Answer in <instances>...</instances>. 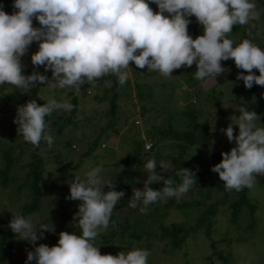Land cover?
I'll return each instance as SVG.
<instances>
[{"label":"clouds","instance_id":"1","mask_svg":"<svg viewBox=\"0 0 264 264\" xmlns=\"http://www.w3.org/2000/svg\"><path fill=\"white\" fill-rule=\"evenodd\" d=\"M151 3L158 11H153L149 0H13L12 7L18 11L12 14L0 5V86L11 84L28 91L49 84L53 89L72 88L78 96L85 82L94 87L110 74L117 77L119 85H124L133 70L130 62L164 77L195 64L197 80L215 81V77L231 71L221 64L229 59L244 70L237 74V80H242L246 89L254 84L264 86V50L250 39L234 46V40L228 38L234 26L258 19L253 0H151ZM192 16L203 26V34L195 39L188 31ZM34 19L39 27L33 26ZM248 35H253L251 30ZM33 42L38 44V50L31 55L34 70L24 75L26 65L22 57ZM41 66L45 73L51 71V78L35 70ZM73 108V104L56 99L43 105L32 99L18 106L13 122L25 142L38 147L44 140L50 148L54 139L46 131L49 125L45 117ZM239 111L238 134L234 135L231 124L222 129L228 141L235 142V147L222 152L221 161L211 168L229 191L252 189L256 176L264 175V126H257L260 116L254 110L241 107ZM170 167L161 161L157 172L156 160H148L144 168L149 175L142 189L133 188L129 207L136 208L137 202H142L140 212L146 213L150 204L164 198H179L197 183L192 170L181 168L176 175L182 183L175 185L172 178L161 174ZM102 171V165L94 167L85 174V179L75 177L69 184L67 198L81 202L73 216L74 221L78 218L81 235L61 232L57 245L35 246L36 241L44 238V232L49 231L48 227L37 228L31 217L14 215L8 227L34 246L25 264L32 261L35 264H148L151 255L148 250L133 248L127 253L102 255L94 245L99 230L109 227L114 208L125 196L123 191L115 190V184L101 180ZM161 181L163 188L150 187Z\"/></svg>","mask_w":264,"mask_h":264},{"label":"trees","instance_id":"2","mask_svg":"<svg viewBox=\"0 0 264 264\" xmlns=\"http://www.w3.org/2000/svg\"><path fill=\"white\" fill-rule=\"evenodd\" d=\"M9 4L10 9L7 13H13L18 11L12 7L13 0H0V5ZM259 13L258 19L250 25H236L233 27V31L228 35V38L234 40V46L241 43L244 39H250L254 44L259 46L261 50H264V10L263 6L259 7V4L255 2ZM149 5L153 11H158L157 6L151 3ZM260 9V10H259ZM191 24L188 26L189 35L195 39L197 36L203 34V26L198 24L196 17L192 16ZM251 30L253 35L249 37L248 33ZM263 41V43L261 42ZM222 66L231 69L230 72H226L227 81L224 83V87L215 88L211 87L210 90L203 91L199 85L202 80L195 78L196 65L193 64L190 67H185L184 71L186 76L179 77V91L175 97L180 98L185 102L184 106L179 110L173 108L174 101L169 102L173 98L172 95L163 97V104L154 102L150 99L151 92L147 96L143 95L138 87L137 82H133V87L137 89L136 94L139 99L147 98L151 100V104L146 107L145 103H140V113L143 115L145 111L153 110L152 116H158L162 111L168 112L167 119L161 124L151 123L150 128L144 131L145 137L132 135L131 143L132 150L127 152L124 156L119 158L113 163L114 166L121 165V168L115 169L113 175L107 183L115 184L116 191H123L125 196L119 201L113 210L110 218L109 227L99 232V235L94 240V245L102 248V252L108 254L117 255L119 252L124 251L127 253L133 248H142L148 250L152 258V250L160 248L164 253L181 249L185 246L186 239L189 235L195 234L197 231H202L206 238H208L210 246L214 249L213 253L220 259V264H229L231 261V255L229 253H222L215 250V247L219 243L230 247L234 241L241 242L252 237L258 228L257 217V204L253 198L248 195L249 188H244L241 191L226 190L224 184L217 180L210 179L209 173L199 167V165H192L188 162V155L198 151L197 147H203L206 151H211L210 155L212 159L219 163L222 159L221 153L228 152L231 146H228L225 142L228 139L222 129H226L230 124L234 129V135L238 134L239 128L238 119L241 115L240 108L244 107L249 111L254 110L259 116L261 124L264 126V86L253 85L251 89H246L242 80H237V74L243 72V69H238L235 66L234 60L222 61ZM133 67L135 65L133 64ZM33 69L25 67L23 73L31 74ZM256 75H259L257 69H253ZM46 74L51 78V71ZM247 74L246 72L244 73ZM104 80H111V85L107 88L110 90V96L107 99L109 114L108 124L112 125L116 122L117 117V97H118V79L115 75H107L97 83H102ZM229 83V85H228ZM45 85V84H44ZM91 85L85 82L81 85L80 91L84 94L87 92V87ZM184 86V89L182 86ZM43 85H37L28 91H22L17 93H5L0 96V120L5 117V106L10 102L21 103L27 99H35L38 105L46 103L45 99L39 94V89ZM231 89H230V88ZM71 102L74 108L71 110L73 113L75 105L77 103V96L74 90L70 92ZM232 94L230 99L231 105H225L226 100L223 101L224 96ZM194 98V102L189 99ZM230 111V112H229ZM160 112V113H159ZM229 112V113H228ZM229 114V116H228ZM207 115L208 120H207ZM185 119L183 127H175L174 124L177 121ZM46 123L50 126L51 123L56 120L58 122V130L69 119L68 115H58L57 119L52 120V116L45 117ZM60 126V128H59ZM219 127V128H218ZM49 129V127H48ZM46 129V131H48ZM224 138L225 148H216L214 143L219 139ZM42 141V140H41ZM146 141H149L150 145L145 148ZM169 142V150L164 151V142ZM97 139H93L89 143L86 151L83 154L87 155L95 146ZM66 144L70 145L73 142L66 140ZM102 144V143H101ZM232 147H235V142H232ZM102 146V145H101ZM193 148L195 150L193 151ZM12 147L3 146L0 143V193L6 188H12L16 182V177L11 171V167L14 163L12 156ZM204 152V153H205ZM203 152H198V158H202ZM32 159L25 165L27 172L22 181L15 184L16 194L21 193L23 188H27L25 193L22 192L23 197H28L23 204L19 206V213L21 215H27L40 210V192L42 188L44 163L40 155L32 152ZM155 159L157 162V172H160L159 163L162 160L170 162V169L166 173H161L165 178L170 177L175 181V185L182 183V180L176 173L181 168H188L195 173L196 181L190 190L185 193L187 198L178 200L176 197L168 198L162 206L164 211L160 210L159 206H154L151 209V204L148 206L146 213H141L135 217L123 216L117 217L115 211L122 209L123 207L130 208L131 211L139 210L129 207V199L133 195V188H143V181L147 176L138 178L139 174H143L142 170H134L133 166L136 164H146L148 160ZM75 165V164H74ZM73 165V166H74ZM149 175V174H148ZM140 176V175H139ZM139 181V182H137ZM256 183L264 184V175L256 176ZM174 185V186H175ZM163 182H155L150 187L157 188V190L163 188ZM107 185L105 191H108ZM220 193V194H218ZM26 195V196H25ZM199 209L198 215L192 222H177L172 221L165 224L161 221L163 214H166L169 209L178 210H193ZM1 212L10 220L16 214L2 209ZM64 219L68 218L66 211L62 212ZM218 216H224L226 218L225 228L220 237L214 238L212 236V230L214 231V223ZM47 221L42 223H36V227L40 228L42 225H47ZM70 233L81 235L82 230L77 227ZM46 234V233H45ZM59 235L55 237L54 245L58 243ZM14 241L12 235L0 227V264H25L27 257L14 258ZM53 245V246H54ZM230 249V248H229ZM154 254V253H153ZM29 264H35V261L29 262Z\"/></svg>","mask_w":264,"mask_h":264},{"label":"rangeland","instance_id":"3","mask_svg":"<svg viewBox=\"0 0 264 264\" xmlns=\"http://www.w3.org/2000/svg\"><path fill=\"white\" fill-rule=\"evenodd\" d=\"M258 3L259 7L263 6L264 0H253ZM10 9L9 4L3 5V10L6 12ZM257 12L258 9H256ZM260 10V9H259ZM7 13V12H6ZM9 14V13H8ZM12 14V13H10ZM255 20L249 22L252 25ZM33 26L39 27L38 21L33 20ZM264 39V37L262 38ZM263 43V41H261ZM38 50V44L33 42L30 46L28 53L22 57L23 64L26 67L34 70V66L31 63V55ZM134 62H130L131 71L130 79L124 84L117 86V117L116 122L112 125L108 124L109 114L108 101L110 96V90L108 87L111 85V80H104L102 83H97L96 86L89 85L87 92H84L77 96V103L73 113L71 111L59 110L54 112L52 120L57 119L58 115H68L69 119L64 126L58 130V125L61 124L60 120H56L51 123L48 129V134L54 139L52 146L49 148L47 142L42 140L40 145L33 146L31 143L24 141L22 134L17 132V125L13 122L16 116L17 108L20 105L25 104L31 99L22 101L21 103L10 102L5 106V117L0 120V143L3 146L12 147V156L14 163L11 167L13 175L16 177V182L12 188L4 189L0 193V227L7 230L11 235L14 243V258L27 257L29 251L34 250V246L28 241L23 240L20 236H17L8 227L10 219L6 217L1 210L5 209L10 212L19 213V206L28 200V197H23L22 192L25 193L27 188H23L21 193L16 194L15 184L22 181L27 172L26 163L32 159L31 153H37L40 155L44 163L42 188L40 192V210L23 215L25 218L31 217L34 224L47 221V227L49 231L44 232V238L36 241L35 246L39 244H47L49 247L55 243V237L61 232H71L78 225V218L73 220V216L78 211V205L80 201H73L68 199L70 195L69 184L72 183L75 177H79L81 180L85 179V174L94 167L103 166V171L100 173V178L103 182L107 183L109 178L113 175L115 169L121 168V165L114 166L113 163L119 158L124 156L127 152L132 150L131 137L135 133L136 136L145 137L144 131L150 128L151 123L161 125L168 116V112L162 111L158 116H152L153 110L145 111L143 115L140 113V103H145L146 107L151 104V100L163 104V97H169L165 94L172 95L173 98L169 102L175 100L179 91V77L186 76L185 67L174 70L171 77H164L159 72L150 69H139L136 66L133 67ZM135 65V64H134ZM40 73H45L44 68L41 66L35 69ZM190 71V68L188 69ZM24 75H30L23 73ZM227 81L226 72L215 77V81L209 78L199 82V85L203 91L210 90L211 87L222 88ZM133 82H137L138 87L143 91V95L147 96L151 92L149 102L147 98L139 99L136 91L133 87ZM229 85V83H228ZM184 86L182 88L184 89ZM230 88V87H229ZM231 89V88H230ZM74 89L66 87L64 89H53L49 84H45L40 87L39 94L47 102L50 99H56L58 102H71L70 92ZM24 89H18L14 85L4 84L0 86V96L5 93H17L22 92ZM232 94L224 96L226 100L225 105H231L230 99ZM193 97L189 99L193 101ZM186 101L177 98L174 101L173 108L179 111ZM196 106V101L194 102ZM230 112V111H229ZM228 112V113H229ZM229 116V114H228ZM207 115V120H208ZM185 119L177 121L175 127H183ZM58 122L60 124H58ZM261 121H257V126L260 127ZM58 124V125H57ZM219 128V127H218ZM97 139L95 146L87 154H83L86 151L90 142L93 139ZM66 140L73 142L71 148L66 144ZM147 143L149 141H146ZM103 143L104 145L101 146ZM228 146H232V142H225ZM164 151L169 150V142L165 141ZM214 146L216 148H224V138H219ZM230 148V149H231ZM195 148H193V151ZM198 151L188 155L187 160L192 165H199L202 169L209 173L210 179L213 181H221L219 175L211 171L212 166L216 163L210 153L205 152L203 147H197ZM230 151V150H229ZM198 152H205L202 158H198ZM169 163L166 160H162ZM75 164V165H74ZM1 165V159H0ZM74 165V166H73ZM145 164H136L133 166L134 170H142L143 174H139L137 177L142 178L149 173L144 168ZM157 190V188H154ZM220 194V193H218ZM248 195L253 198L257 204V217L258 228L255 234L249 239L241 242L234 241L230 247L219 243L215 250L222 253H229L231 255V261L229 264H264V184H255L252 189H249ZM26 196V195H25ZM187 198L183 196L177 198L178 200ZM168 198L158 200L151 204V209L154 206H159L161 211H164L162 206L167 202ZM138 208L143 207L142 202H137ZM63 211L68 213V218L64 219ZM118 218L123 216L135 217L139 214V210L131 211L128 207H123L118 211H115ZM199 209L193 210H178L169 209L166 214H163L161 221L168 224L172 221L177 222H192L198 215ZM226 223L224 216H218L214 223V231L212 230V236L218 238L222 235ZM101 228L99 232L104 231ZM46 233V234H45ZM39 235V231H38ZM230 248V249H229ZM101 254H108L102 252V248L99 249ZM214 249L210 246L208 238L205 237L202 231H197L195 234L189 235L186 239L185 246L181 249H176L164 253L157 248L152 250V258L148 260V264H220V259L213 253ZM154 253V254H153Z\"/></svg>","mask_w":264,"mask_h":264},{"label":"built area","instance_id":"4","mask_svg":"<svg viewBox=\"0 0 264 264\" xmlns=\"http://www.w3.org/2000/svg\"><path fill=\"white\" fill-rule=\"evenodd\" d=\"M104 144L102 143V146H103ZM149 145H150V143L148 142V143H145V148H148L149 147Z\"/></svg>","mask_w":264,"mask_h":264}]
</instances>
